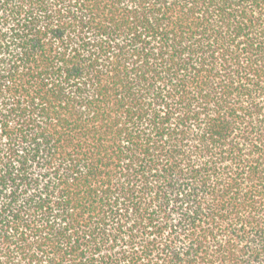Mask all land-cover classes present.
Wrapping results in <instances>:
<instances>
[{"label":"trees","instance_id":"obj_1","mask_svg":"<svg viewBox=\"0 0 264 264\" xmlns=\"http://www.w3.org/2000/svg\"><path fill=\"white\" fill-rule=\"evenodd\" d=\"M0 264H264V0H0Z\"/></svg>","mask_w":264,"mask_h":264}]
</instances>
